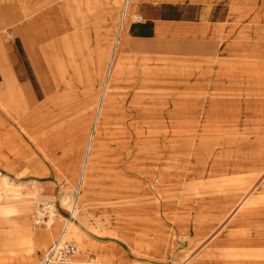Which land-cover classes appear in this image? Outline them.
I'll return each mask as SVG.
<instances>
[{"label":"rangeland","instance_id":"rangeland-1","mask_svg":"<svg viewBox=\"0 0 264 264\" xmlns=\"http://www.w3.org/2000/svg\"><path fill=\"white\" fill-rule=\"evenodd\" d=\"M71 1L0 0V42L14 52L3 51L0 86V264H41L62 235L77 252L58 264H264V0H113L116 28L114 16L100 19L110 28L109 57L129 26L113 86L106 65L86 104L74 111L68 98L62 111L58 97L35 102L17 76L30 42L43 45L46 11L50 23L68 25ZM99 1L84 0L90 13L72 19L82 40L98 26L89 21ZM150 1L181 18L180 29L192 15L169 5L194 2L200 15L190 32L126 42L148 32L134 11ZM69 44L78 48L67 39V54ZM52 67L61 87L60 66ZM138 91L145 114L102 112L106 100L130 108ZM142 154L141 191L111 167L139 164ZM42 205L54 210L43 226Z\"/></svg>","mask_w":264,"mask_h":264},{"label":"crops","instance_id":"crops-1","mask_svg":"<svg viewBox=\"0 0 264 264\" xmlns=\"http://www.w3.org/2000/svg\"><path fill=\"white\" fill-rule=\"evenodd\" d=\"M84 0H72L71 2L75 3L76 5V13H68L70 16V19H67V24H60L58 21L57 23L52 22L51 23L48 20L49 11H46L47 19L46 24L44 26V41L43 45L37 46L36 42L33 43L30 42L29 46V52H28V58L26 62L22 63L21 66V72L23 77H20V71H19V77L17 76V79L24 82V80H27V88L29 91V96L35 99V102L38 100L40 102H43V106L51 105V98L52 97H58L59 100H61V107L63 108L62 111H68V104H74L76 108H72L74 111H79L86 102L84 101L85 97L90 98L92 96L91 89L88 87V84L90 81L94 82L96 80V72L100 71L101 73H104L105 66L108 65V71L105 73V76L108 78L109 81H111L110 85L113 86V79L115 75L117 74V69L119 64H117V54L120 52V39L127 35V32L129 30V26L126 27V30L124 31L123 24L121 25L118 35L119 40L116 41V45L114 48V52L111 55V57L108 56V52L111 48V40L109 38V29L105 25L100 26V19L101 17H107L109 18V23L111 24L112 16H114V19H112L113 27L112 29L116 28L117 19H116V13L117 8L115 5H113V0H101L99 1L100 4H97V6L93 7V11L95 12V18L93 21H89V25H92V23L97 24V28L95 30H89L86 34V39L82 40L80 36L83 35V26H80L78 28L77 26L73 25V17L80 15V14H89L90 9L83 4ZM167 1H173V2H180L181 0H167ZM65 2L62 6L63 9H65ZM169 10H179V11H187L188 15H192V21L193 25L190 28H184L180 29L179 27L174 26V22H180L182 19H174L172 16L169 15L168 9L164 6L161 2H155L150 1L145 4H139L135 11L134 16H141L142 20L147 21V33H137L132 34L130 37L126 39V42L128 40H150L153 38H159V37H170L172 34L176 33H185L190 32L192 28L196 25V21L198 18V15H200V12L198 13L199 7L196 3H188V4H177L172 3L168 6ZM63 9H60L63 17ZM58 9L55 10V12ZM52 14V13H51ZM50 14V16H51ZM27 18L28 16L25 15L24 18ZM141 20V22H142ZM138 21V20H136ZM140 22V21H138ZM50 23V24H49ZM145 24V25H146ZM128 25H130L128 23ZM113 35V34H112ZM76 37V39H75ZM69 40H76V43L78 42V48L74 47V44H69L70 49L69 53L67 54V49L64 46L65 41ZM79 40V41H78ZM80 41L82 44H80ZM4 46V47H3ZM7 48V49H6ZM12 47L9 46V52L8 47L6 44L0 42V86L2 85L4 79H5V73H6V65L4 63V52L8 54V56L11 54L13 56L14 52L11 50ZM20 54V53H19ZM102 54V55H101ZM69 55V56H68ZM100 56V57H99ZM10 57V56H9ZM22 59V58H21ZM51 61L50 66L48 65L47 60ZM99 60V61H98ZM21 62V61H20ZM19 62V63H20ZM27 63V65H26ZM52 65H59L61 74L63 75L62 78L58 80V82H65L62 83L61 87H58L59 84H56V72L53 70ZM98 65V67H97ZM8 66V65H7ZM9 73L13 72V66H9V70H7ZM60 74V73H59ZM21 75V76H22ZM75 76V77H74ZM75 79V80H72ZM69 81H73L75 83V88L70 90L68 83ZM26 82V81H25ZM142 88H146V85H141ZM140 86V87H141ZM4 92L3 89L0 88V95ZM135 98L132 100L130 104V108L123 109L119 108V102L118 105L112 110L109 109L110 103L106 100L102 105V112L104 113H115V114H122V113H141L145 114L144 109L140 107L141 103L145 100V92H135L132 93ZM104 95L107 97H111L112 91L107 90L105 91ZM68 98H72L73 102L69 103ZM63 99H65V102H63ZM75 101V102H74ZM129 103V102H128ZM128 105V104H127ZM48 109H46L47 111ZM144 118V117H141ZM149 117H146L144 119H148ZM17 128V127H14ZM157 134V133H156ZM15 138V137H14ZM19 138V137H16ZM145 157L144 154L141 155L140 163L135 164L132 166L126 165L123 168L120 167H111L112 173L116 178H124V185L130 186L132 188V185H136L137 188H140L141 191L143 190L144 183L141 179H139L140 176L145 171ZM129 173H137V177H127V174ZM119 181V180H118ZM118 181L115 182V184L118 183ZM131 191V190H130ZM242 194H245V191L239 188V196H242ZM261 209H258L256 211H248L249 215L256 216L257 212H260ZM221 215V214H220ZM247 238V237H245ZM235 247L236 244H233ZM245 255H248L247 253H244ZM257 255V252H253V256L255 257Z\"/></svg>","mask_w":264,"mask_h":264},{"label":"built area","instance_id":"built-area-1","mask_svg":"<svg viewBox=\"0 0 264 264\" xmlns=\"http://www.w3.org/2000/svg\"><path fill=\"white\" fill-rule=\"evenodd\" d=\"M129 2V0H128ZM136 20L141 21V16H136ZM54 217V210L51 205H42L36 210V222L38 225H47ZM72 219V217H71ZM70 221L66 223L64 232L68 228ZM77 252V247L64 240L63 235L54 243L49 254L41 264H58L67 262Z\"/></svg>","mask_w":264,"mask_h":264}]
</instances>
